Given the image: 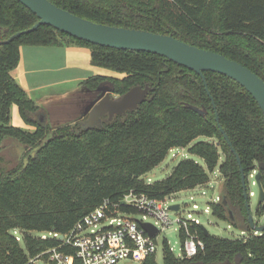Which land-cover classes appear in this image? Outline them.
I'll return each instance as SVG.
<instances>
[{
	"label": "trees",
	"instance_id": "trees-1",
	"mask_svg": "<svg viewBox=\"0 0 264 264\" xmlns=\"http://www.w3.org/2000/svg\"><path fill=\"white\" fill-rule=\"evenodd\" d=\"M49 1L97 23L169 34L219 52L264 80V0ZM38 20L18 0H0V41ZM22 45L86 47L93 66L123 74L89 76L80 82L87 89L105 86L118 96L135 85L148 84L152 90L124 115L111 120L102 116L101 127L83 129L86 116L51 127L11 73ZM204 75L215 108L197 73L158 54L100 46L45 24L0 43V153L7 140L23 149L22 160L10 168L1 166L0 156V264H32L30 258L59 243L52 236L42 238L43 233L67 234L104 202L112 212L138 213L121 203L131 190L162 199L206 184L215 169L223 187L219 201L209 202L212 214L246 234L224 238L205 233L201 224L189 225L203 248L191 258L183 252L175 256L164 238L161 264H264V229L255 233L250 228L240 167L220 130L240 158L247 192L254 171L260 172L264 190V116L235 80L211 71ZM13 104L34 130L10 124ZM199 136L204 139L194 141ZM177 147L199 156L205 165L184 158L164 178L147 182L143 175ZM255 212L263 215L264 205ZM178 236L182 243L183 227ZM144 264H157L155 254Z\"/></svg>",
	"mask_w": 264,
	"mask_h": 264
},
{
	"label": "water",
	"instance_id": "water-1",
	"mask_svg": "<svg viewBox=\"0 0 264 264\" xmlns=\"http://www.w3.org/2000/svg\"><path fill=\"white\" fill-rule=\"evenodd\" d=\"M18 1L33 12L39 20L30 28L18 31L6 40L0 41V43L9 42L21 34L30 32L39 25L45 24L70 36L100 46L158 54L197 73L203 81L205 90L210 96L214 108L215 104L210 95L204 75L206 71L223 74L235 80L252 95L264 116V80L245 65L219 52L196 47L169 34L97 23L62 9L49 0ZM94 90L100 92V94L85 112L83 117H86L81 121L82 128L86 130L92 129L93 127H101L102 116L104 115H107L108 120H111L115 115H124L127 111L135 109L140 103L145 101L152 87L148 84L144 86L135 85L118 97H113L107 87H100ZM215 118L218 122L217 113ZM220 130L236 156L240 167L243 196L250 228L256 232H260L264 229V224L257 225L251 215L249 205L250 196L247 192L246 179L240 158L235 152L227 134L221 127ZM259 177L260 172L257 171L254 175V180L258 187L255 211L260 204L264 205V190L259 182ZM179 207V204L169 205V209L172 211L179 210ZM141 226L151 236L157 232V229L150 223L142 222ZM204 232L207 233L205 227Z\"/></svg>",
	"mask_w": 264,
	"mask_h": 264
},
{
	"label": "built area",
	"instance_id": "built-area-1",
	"mask_svg": "<svg viewBox=\"0 0 264 264\" xmlns=\"http://www.w3.org/2000/svg\"><path fill=\"white\" fill-rule=\"evenodd\" d=\"M254 175L255 171L249 177ZM252 182L255 183V180ZM248 194L252 196L253 192ZM167 198L158 199L145 193L129 191L123 196L121 203L136 208V214L112 212L108 202H104L78 220L67 234L43 233L42 238L52 236L57 238L59 243L30 258V263L144 264L148 256L156 253L160 232L175 223L178 224L177 231L180 227L185 230L182 256L191 258L203 248V242L196 234L189 232L188 226L201 223L193 216L192 212L195 211H188L185 218L180 216L179 210H170L169 205H166ZM219 199L217 196L215 202ZM192 207L197 209L195 203ZM208 209L209 206L205 212ZM171 211L178 214L175 219L170 217ZM142 222L152 224L157 229L155 235H149L142 228Z\"/></svg>",
	"mask_w": 264,
	"mask_h": 264
},
{
	"label": "rangeland",
	"instance_id": "rangeland-1",
	"mask_svg": "<svg viewBox=\"0 0 264 264\" xmlns=\"http://www.w3.org/2000/svg\"><path fill=\"white\" fill-rule=\"evenodd\" d=\"M54 58V57H53ZM51 58V59H53ZM60 58H54L53 61L49 64V66L44 67L37 65L38 68L35 69L34 77H38L41 80L38 84L32 86V88L27 89L34 98H38L39 95H49L51 93L60 92L69 88L71 85L76 83L77 72L70 69L68 65L63 64ZM57 62L53 64L52 62ZM92 74L91 72H87V75H98L103 70L104 72H113L108 69H104L102 67L93 66ZM114 73V72H113ZM109 76V75H108ZM123 74L119 73L115 75V77H122ZM105 87V86H103ZM113 97H118V95L112 94ZM10 124L14 127H18L27 131L34 130V126L26 123L23 118L20 116L17 105L13 104L10 109ZM72 123V122H71ZM56 127V126H54ZM204 137L199 136L196 140H202ZM18 143H14L12 140H7L4 145V149L1 151L0 156L2 159L1 166L4 168H10L15 164L19 163L22 159L20 158L23 152L21 147L16 145ZM184 158H191L198 162L201 165H205L202 158L196 155H192L187 152L186 148H173L171 149L166 157L161 161L157 166H155L152 170L143 175L144 179L147 182L155 181L164 178L167 176L175 165ZM25 159V157H23ZM256 173V171H255ZM254 177H249V190L253 192V195L250 196V212L253 217V220L258 225L264 224V214L261 216H257L255 212V205L257 201L258 187L252 181ZM223 187V179L218 172L217 169L213 170V172L209 173V181L203 185H197L194 188L183 189L177 191L170 196H168L166 200V205L171 204H179L180 209L178 213L180 216L186 218V213L188 211L192 212L194 217H197L201 225L205 227V229L212 235L224 237V238H233L239 237L241 235H245V231H241L240 229L232 226L227 221L218 219L216 216L212 214L211 209H208L205 212V209L209 206L210 201L215 202V198L220 195ZM197 205V209H193V204ZM178 216L175 212H170V217L175 219ZM178 224L175 223L169 228H166L160 232L157 237V250L155 253V260L157 264H161L162 262V238H166L168 245L175 256H180L182 252V243L180 237L178 236L177 231ZM37 234V233H36ZM126 262H120L118 264H125ZM222 264H238L237 262L233 263H222Z\"/></svg>",
	"mask_w": 264,
	"mask_h": 264
},
{
	"label": "crops",
	"instance_id": "crops-1",
	"mask_svg": "<svg viewBox=\"0 0 264 264\" xmlns=\"http://www.w3.org/2000/svg\"><path fill=\"white\" fill-rule=\"evenodd\" d=\"M20 59L17 67L12 70L16 81L30 95L27 89L41 80L34 77L37 65L47 67L54 58H60L63 64L77 72L76 83L63 91L49 95H39L36 99L30 95L40 106L46 122L51 126H59L82 118L90 105L99 97L100 92L83 87L80 82L93 71L90 63V50L82 46H29L19 48ZM54 57V58H53ZM53 58V59H51ZM53 64L57 62H52ZM119 73L101 71L98 75L115 76Z\"/></svg>",
	"mask_w": 264,
	"mask_h": 264
},
{
	"label": "flooded vegetation",
	"instance_id": "flooded-vegetation-1",
	"mask_svg": "<svg viewBox=\"0 0 264 264\" xmlns=\"http://www.w3.org/2000/svg\"><path fill=\"white\" fill-rule=\"evenodd\" d=\"M107 116V115H106Z\"/></svg>",
	"mask_w": 264,
	"mask_h": 264
}]
</instances>
